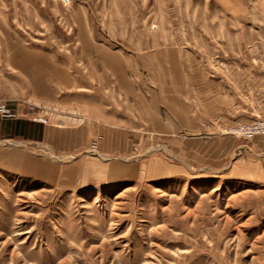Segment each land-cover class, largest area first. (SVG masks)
I'll list each match as a JSON object with an SVG mask.
<instances>
[{"label": "rangeland", "instance_id": "1", "mask_svg": "<svg viewBox=\"0 0 264 264\" xmlns=\"http://www.w3.org/2000/svg\"><path fill=\"white\" fill-rule=\"evenodd\" d=\"M18 118L39 142L0 138V264H264V133L241 131L264 122V0H0Z\"/></svg>", "mask_w": 264, "mask_h": 264}, {"label": "crops", "instance_id": "2", "mask_svg": "<svg viewBox=\"0 0 264 264\" xmlns=\"http://www.w3.org/2000/svg\"><path fill=\"white\" fill-rule=\"evenodd\" d=\"M85 112H94L99 115V118L103 122L115 123L119 125H126L127 121L123 118H118L112 114H105L97 105L87 104L84 105L81 109ZM145 111L143 112V114ZM28 120L24 118L15 119L13 122L10 123V126L0 125V138H19L21 140H25L27 142H39L38 137V128L34 124H28ZM124 122V123H123ZM27 133V134H26ZM91 133L96 134H103L105 136H109L111 130L104 129L98 125L96 126H82L78 129H67V130H60V129H50L46 128L43 130L42 140L48 144L53 152H59L60 150H68L71 151L73 148H76L79 145H83V139H87L91 136Z\"/></svg>", "mask_w": 264, "mask_h": 264}, {"label": "built area", "instance_id": "3", "mask_svg": "<svg viewBox=\"0 0 264 264\" xmlns=\"http://www.w3.org/2000/svg\"><path fill=\"white\" fill-rule=\"evenodd\" d=\"M243 134L253 136L254 134L264 133V122H258V124H253L246 126L241 130Z\"/></svg>", "mask_w": 264, "mask_h": 264}]
</instances>
